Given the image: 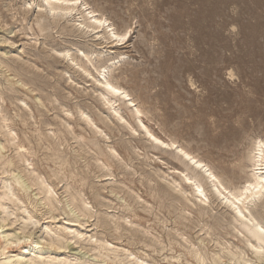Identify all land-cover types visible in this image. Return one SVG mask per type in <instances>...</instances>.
Here are the masks:
<instances>
[{
	"label": "rangeland",
	"instance_id": "374dc122",
	"mask_svg": "<svg viewBox=\"0 0 264 264\" xmlns=\"http://www.w3.org/2000/svg\"><path fill=\"white\" fill-rule=\"evenodd\" d=\"M42 2L43 0H32L31 2L30 0H0V91L2 92H0V108L2 107L0 109V130L2 131H0V144L3 145V147L0 149V168H2L0 169V178L2 177L0 179V188L4 186L2 188L4 190L0 189V196H5V198L7 199H0V204L1 202H3L1 204V208H3V210L0 208V222L3 224L2 229L0 228V241L3 240L1 241V243L2 245H5V240L10 239L9 236H11V238L13 237V240L15 238V234H17L16 236L21 239L17 246H15V244H12L10 247L8 246L9 250H14L9 252V255L16 254L19 251L16 250L19 246L27 244L33 245V251L35 252L42 251L43 255H50L51 257H55V260L63 259L64 261H61L60 264H119L118 262H121L120 264H133L134 262L135 264V260H133L134 258H132L133 255L143 261L146 259V261L150 262L151 264H207L208 262H212L210 264H233L235 262V264H239L241 263L240 261H242L243 263V261L245 262V260L246 262L243 264H251V261H253L252 264H264V246H261L259 248L253 246L251 247L250 244H255L254 240H252L249 233L243 229L240 221H236L234 219L233 210L230 211V207V209L224 208V206L226 207V205H224L223 203L219 205L220 201L216 200V195L212 191L210 183L206 179L204 180L203 177H200L202 176V173L199 170L198 172H196L197 169H195L196 171H192V167H189L190 165L188 166V169L185 168L187 167V161L183 158L181 159L179 155L176 156V152L172 151L173 149H166L167 151H165V149H162L164 150L162 151L161 148H157V146L155 147V145L153 144L150 145V141L146 136L144 137L142 129H140L138 127V124H136V118L132 115V111L135 108L133 104H136V106L142 110L143 115H141V119L143 123L147 125L148 128L152 129V132H154L157 136L164 140H175L179 144L181 143L182 146L205 161L213 169L215 174H217V176H219V178L224 182L230 180L233 185H242L250 174V167H245L241 171L236 164L238 160L235 158L240 157L242 159V163H244L245 165H249V163L244 160V157L252 144L251 142L257 139V137L264 138V0H81L79 2L81 3V6L79 5L81 8L78 6L77 9H79L74 10L76 12L72 11L73 13L71 12L68 14H62L58 12L56 13L57 15L54 13L56 17H54V15L52 16V14L46 13L48 12V8L46 6L41 7L40 4ZM36 4L39 6H37ZM41 9L42 11L40 12ZM85 10L87 12L88 10H94L95 14L98 13L97 15H103V17L106 16L105 18L108 20L107 24L111 25V27L117 30H123L125 28L129 29L131 32V37L129 38L128 42H126V44L122 43L114 45L116 42L113 41V43H110L111 40H109L104 43L105 39L103 38V36H101L102 34H104L103 29V31L101 30L100 33H96L94 31H91L90 28L84 27L82 21H84V17H86ZM78 11L80 12L78 13ZM41 13H44L45 15H43L46 16V18ZM50 15L52 16V19ZM60 15L61 17H59ZM79 15H81V17ZM38 17H40L41 19H37ZM81 18L84 19L82 20ZM55 21L59 22L56 23ZM85 21H87V19H85ZM79 22L82 24H80ZM71 25L75 28L71 27ZM63 27H65L66 30ZM71 28L72 30H69ZM101 40L103 42H101ZM106 43H108L109 45ZM63 49H66L67 53ZM89 50L93 53V55L89 57L90 62L87 61L88 58L86 60V57L84 56L85 53L83 54V52H87ZM76 53L78 54V56ZM95 54H99V56H96ZM64 55L67 56V58L63 57ZM118 56L120 58H118ZM95 58H97V61ZM75 62L80 66L76 65ZM11 63H14L18 67H15V65ZM105 64L107 65V68L111 67L112 71L106 68L104 70V76H106L107 79H113L112 81L117 82L125 90H127V92L130 94V97L134 100L133 104H130L124 98H118L117 96L106 94L104 92L103 87L100 86L101 84L99 81L104 80L103 76L101 77L100 75H102V67ZM11 66H13V69L11 68ZM113 66L115 67V69H113ZM21 68L24 70H22ZM6 69H8L9 71ZM14 69L19 73H17V71H15ZM83 70H88L87 72L89 74L87 72H84ZM13 71H15V74L13 73ZM96 72L98 75L96 74ZM109 72H111V74ZM83 73L89 76L87 77ZM35 74L38 76V78L37 76H34ZM18 79L22 81L19 82ZM21 84H24L25 86H22ZM98 85L99 87H96ZM6 86L8 87L7 89L5 88ZM46 93L47 95H45ZM99 94L105 98H101ZM106 98L117 100L115 103V108H119V111H117L118 113L115 112L116 115L113 114L114 111L112 110L110 105L104 102V99ZM53 99L55 100V102ZM18 100L22 103V105L17 102ZM54 104L55 107H52ZM75 104H77V106ZM59 105L62 108L64 107L63 109H65L66 111L61 109ZM74 109L77 112L81 111L84 114H82L81 112L77 113ZM76 113L79 115H77ZM27 114L31 115L28 117ZM80 114L84 115V122L87 123L88 119H91L93 124L101 129L103 133H94V126H92L94 128L93 129L91 128L92 124L84 123L82 117H80ZM117 114H121L122 117L127 118V121L124 120V118L123 120H120L117 117ZM11 115L12 117L14 116L15 119L12 118ZM18 115L20 116L17 117ZM67 115H69L70 117ZM77 116L79 119H81V122H79ZM4 117V120L6 122L3 120ZM11 118L13 121L9 120ZM62 119L65 122H62ZM19 121H22V124H20ZM57 121L59 123H57ZM118 121L120 122L118 123ZM43 122H45L47 125L43 124ZM28 123H32L31 125H35L31 126L30 124L28 125ZM60 123L61 125H59ZM65 123L68 125V127ZM119 124L121 126H119ZM122 124L124 125L122 126ZM64 125L66 126V128H72L73 130H64ZM23 126H25V128ZM61 127L63 128V130ZM131 127L133 128V130H131ZM37 128L39 130L36 133ZM45 129L46 131H48V133L45 131ZM9 130L10 132L13 130L11 133L12 136L15 137L14 140L11 139V136L8 132ZM5 131L6 133H4ZM31 131H34L32 132L33 134H31ZM40 131H42L43 133ZM66 131L67 133H65ZM70 131H72L71 133L73 134V141L69 138L71 137ZM90 131H92L94 135ZM131 131H136V134L132 133ZM21 133L24 135L22 136ZM56 133L59 137L55 135ZM129 133H132V136ZM49 134L50 136L48 137ZM67 134H69V136H67ZM90 134L93 136L91 137ZM37 136L38 139H36ZM51 136L53 139L50 138ZM75 136H77L76 140ZM56 137L59 138L58 141ZM62 137L65 138V141L61 140L63 139ZM67 138H69L70 140L67 141ZM3 139L5 140V142L9 141V143L4 144ZM9 139L11 140V142ZM27 139L29 143L25 141ZM21 140L24 141L23 143L26 148L28 146L27 150H17L18 148L15 144H17ZM36 141L38 144L36 143ZM54 141H57V143L60 142V145H57ZM83 143L85 146L82 147ZM100 143L102 145L104 144L103 146L107 145V149ZM46 144L47 147L44 146ZM51 144L55 145V147ZM95 144L96 146L93 147ZM58 146L61 147L59 148ZM109 147H113L115 149L117 156L109 151ZM9 148L11 149L9 150ZM77 148L79 150H77ZM66 149L68 150L66 151ZM82 149L86 150L89 153H84V150ZM103 149L108 150V153L106 154V151H104ZM58 150L63 151L60 152ZM79 152L81 154H79ZM135 152L139 155H137ZM20 153H22V155H20ZM89 154L92 155L90 156ZM145 155L147 156V158ZM39 156L43 157V159H41V157L39 158ZM111 156L113 158L116 156L114 158L115 160ZM60 159L61 162H59ZM88 159H91L90 162ZM117 159H119L118 162ZM71 160L73 161V166ZM178 160L182 164H179ZM180 160H183L184 162H181ZM119 162L121 164H124V166ZM23 163L25 167L22 165ZM101 164L103 165V168ZM86 165L87 167L84 168V166ZM118 165L122 166V169H119L121 167H118ZM82 166L83 168H81ZM100 166L101 168H99L98 170L97 168ZM48 167L51 169L50 172ZM71 167L74 168L71 170ZM77 167H80V170ZM31 168H33L34 170ZM53 169L54 171H52ZM84 169L86 172H84ZM105 169H108L109 172ZM189 170L191 171L190 173L196 174L197 176H199V178H201L203 189L206 187L204 189L206 195L205 198L209 197L205 200L207 204L205 202V204L203 202H200L195 195L194 199L193 195L189 193V191L191 192L192 190V187H190L191 185L183 182L184 180H182V175L179 177V174H181L180 171L189 173ZM106 171L109 174L106 173ZM159 171L161 172L163 177L160 175ZM104 172L107 174L106 177H104L106 175L104 174ZM56 173L58 174V176H56ZM39 174L41 175L39 176ZM54 174H56L55 177ZM83 174H87L88 176L85 175L84 177ZM141 174L146 177H143V175ZM28 175L32 182L29 179ZM18 176L19 180L24 183V187H22L15 181V177ZM113 176L115 178H113ZM165 176L168 177L166 178ZM25 177L29 179V182H27L28 180ZM32 177L34 180L32 179ZM37 177L40 178L38 179ZM148 177L151 181L150 184L147 183ZM5 180L7 181V183ZM33 182L36 183L33 185ZM40 182H43L42 185H45V183H47V185L49 186L53 185L51 187L53 193L50 196L51 198L53 197L52 202H57H53L52 206L47 205L45 201H42L44 199V194H41L40 187H42V185L40 184L39 187L38 184ZM173 182L174 184H172ZM30 183L32 184V186H29ZM10 185L12 186L11 188H9ZM55 185L56 188L54 187ZM148 185H150L151 187L153 186V188L149 187ZM177 186L179 187V190L183 188V192L182 190L179 191ZM35 187L40 190L38 191ZM7 188L9 192L6 190ZM77 188L78 190H76ZM112 188H114L115 191ZM173 188L175 190H173ZM208 188L210 189V191L208 190ZM65 189L67 190L66 192ZM109 189H111V191ZM150 189L155 190V192L151 190V193ZM80 190L81 192H79ZM177 190L180 193L177 192ZM10 191H14V200L11 199L12 195L10 194ZM206 191L209 193L207 194ZM162 192L165 193V197L163 196ZM76 193L81 194V198H78L79 194ZM132 193H134V195ZM153 193H156V196H154L155 194ZM168 193H170V195ZM181 193H184L186 195H182ZM5 194H8L10 197ZM35 194L38 196L34 197ZM68 194L70 195L67 196ZM93 194L95 195L94 198L96 199L90 197ZM192 194L194 193L192 192ZM70 196L76 197V200L78 201H80V199L84 200L85 202L87 201L86 206L89 204L87 206L88 210H92L91 216L88 215L90 216V219L88 218L87 214H83V217L82 213L78 214L80 211L76 209L74 204L79 203L78 205H80V202L76 201V203L71 204V202H69ZM169 196L174 200L172 198L169 199ZM263 196L264 194L257 199L258 201L261 199L259 202L263 204H257L258 201L255 200V202L253 201V203H250L247 208H244L242 210L243 213L245 212L244 215L247 214L246 217H250V215H253L252 217H255L256 220L260 219L259 221L264 222ZM99 197H102L101 201H98L100 200ZM177 197H179L180 199ZM104 198H106V200L109 199L110 201H106L104 200ZM9 199L10 201H8ZM92 199L96 202L94 203ZM138 199L140 200V202ZM3 200H5L7 203ZM207 200H209V203L207 202ZM17 201H20V204ZM217 201L219 202V204ZM184 203H187V205ZM121 204L123 207H121ZM201 204L202 206H200ZM103 205H105V207H102ZM185 205L189 209L185 207ZM16 206L18 208H16ZM95 206H101V208ZM4 207L6 208V212L4 211ZM56 207L58 210L55 209ZM74 207L76 210L73 209ZM201 207L204 208L202 212L200 211L202 209ZM248 208H250V211L253 209V211L250 212L252 214L249 213ZM193 209H195L196 212ZM53 210H55L54 213ZM244 210H247V212ZM96 211L98 212L96 213ZM23 212L27 214L29 212V214L32 216L31 219H27V214H24ZM47 212H50V214ZM206 212H208L209 215H207ZM179 214L180 217L183 218H180ZM199 214L201 216H199ZM203 214L204 216H202ZM103 215H107L105 216V219ZM115 215H117L118 219H120L118 220ZM54 216L56 217V219H54ZM86 217L88 220L86 219ZM100 217L102 219H100ZM106 217H108L109 219H106ZM95 218L97 219V221ZM28 220H30L31 222ZM105 220H107V222ZM112 220L114 221L112 222ZM233 220L235 221L236 225L232 224L234 223ZM99 221L101 222V227L99 225ZM115 221L117 224L115 223ZM206 221L208 222L206 223ZM28 222L30 223V225L28 224ZM128 222H130L131 225L128 224ZM194 222H198V224H195ZM24 223L27 225V228H25L26 225ZM92 223L94 225L93 227ZM102 223L105 225H109L105 226ZM191 223L192 226H194L193 228L192 226H190ZM115 225L119 227L117 228ZM183 225L184 227H182ZM111 226L113 227V229ZM126 227L127 229L125 230ZM115 228L121 233V236ZM132 228H134L135 230ZM205 228L207 229V231L205 230ZM232 228L234 229L231 230ZM63 229L66 232H63ZM70 229L71 231H74L71 232ZM136 229H138V232L136 231ZM208 229H210L209 232H212V234H209ZM202 230L205 231L203 232ZM131 231L135 233H131ZM142 231L145 232L141 233ZM239 231H241L242 233ZM243 231H245L246 234ZM20 232H22V234H25V236L20 234ZM92 232H94V234ZM174 232L176 233L173 234ZM53 233L54 235H51ZM64 233L66 235L63 237ZM116 233H118L120 238H118ZM145 233L147 234L145 235ZM5 234L7 235L5 236ZM123 234L125 235L122 236ZM186 234L190 236H187ZM208 234L211 236H209ZM1 235H3L2 237L5 236L6 238H2ZM68 235H70V238L68 237ZM112 236L116 238H114L113 240ZM57 237L60 239V242L58 241L59 246L56 245L57 243L54 244ZM88 237H92L93 239H89ZM175 237H178L177 240ZM216 237L220 240L217 239L215 241ZM153 238H156L157 242ZM204 238L206 240L208 238V241H206ZM196 239L199 240L198 243ZM61 240L62 242L64 241V243H62ZM89 240L92 241L88 242ZM95 240L98 242L96 243ZM178 240L185 241L180 242ZM77 241H81V243ZM187 241H190L189 244ZM220 241L225 243L223 244L224 247L221 246L222 242ZM28 242L30 243L28 244ZM99 242H106V247L105 245L104 248L97 247ZM175 242L178 243L175 244ZM20 243L22 244L20 245ZM150 243L153 244L151 245ZM217 243L219 245H217ZM230 243H233V245ZM81 244L83 247L81 246ZM109 245L111 248L109 247ZM194 245L195 247H193ZM60 246H64L66 249H61ZM151 246H154L157 251L154 247ZM119 247H121V249L123 248L124 251ZM203 247H205V249ZM92 248H94V252ZM108 249H113L117 252V254H119H114L113 251L110 252ZM126 249H129V251H127L133 253V255L126 258ZM194 249L198 250L200 253L202 251L203 255L206 254L203 257L205 258L204 261H207L199 263V260L193 257L192 251ZM221 249L224 252L221 251ZM24 250H29L30 252L29 254L27 251V253L24 252L26 253V257L33 253V251H31V246L28 249H21L20 251ZM106 250L108 251L105 252ZM258 250L261 251L259 252ZM46 251L48 254L44 253ZM229 251H233L232 253L235 254V257L233 255L229 257ZM239 251H241V253ZM209 252L213 253L214 255ZM142 253H144L146 256ZM226 253L228 254V256L226 255ZM258 253H260V255ZM98 254H100L99 257H97ZM121 254L124 255L122 256ZM182 254L184 257L182 256ZM220 254L222 257H219ZM238 254L241 255L237 257ZM256 254H258L259 256ZM115 255L117 256V258L115 257ZM119 255L123 257V260L124 258H126L129 263H126L127 260H120L122 259V257H120ZM94 256L96 257L94 258ZM100 256H104V258H101ZM105 256L108 261L105 259ZM147 257L149 258V260ZM109 258L110 260H112L113 258V262H110ZM230 259L231 261L228 262ZM55 260L53 262L58 263V260ZM79 260L81 261L79 262ZM115 260H117V263L114 262Z\"/></svg>",
	"mask_w": 264,
	"mask_h": 264
},
{
	"label": "bare ground",
	"instance_id": "6f19581e",
	"mask_svg": "<svg viewBox=\"0 0 264 264\" xmlns=\"http://www.w3.org/2000/svg\"><path fill=\"white\" fill-rule=\"evenodd\" d=\"M32 0H30V2H31ZM34 1V0H33ZM81 1V0H80ZM79 0H43V2L40 4V6L42 7V6H46L47 8H48V12H46V13H49V14H52V16L54 15V17H56L55 16V14L56 13H58V12H60V13H62V14H68V13H71L72 11H74L75 9H77V7L80 5L81 6V3H79L80 2ZM26 2V1H25ZM83 3V2H82ZM26 4H29V3H26ZM37 5V4H36ZM25 6H28V5H25ZM37 6H39V5H37ZM79 6V7H80ZM89 6V5H88ZM87 6V7H88ZM40 8V7H39ZM81 8V7H80ZM85 8V7H84ZM79 9V8H78ZM77 9V10H78ZM90 9V8H89ZM92 9V8H91ZM42 11V9L40 10V12ZM86 11V10H85ZM84 11V12H85ZM44 12V11H43ZM74 12H76V11H74ZM80 11H78V13H79ZM39 13V12H38ZM55 13V14H54ZM73 13V12H72ZM42 14V13H41ZM44 14V13H43ZM42 14V15H43ZM74 14H76V13H74ZM83 14V13H82ZM98 14V13H97ZM97 14H95V11L94 10H88V12L86 11V14H85V16L86 17H84L85 19H87V21H85V19L84 18H81L82 20L84 19V21H82V23H83V25H84V27H87V28H90V30L91 31H94V32H96V33H100L101 32V30L103 29L104 30V34H100L101 36H103V38L105 39V41H104V43L106 42V41H109V40H111L110 41V43H113V41L114 42H116L114 45H118V44H122V43H125L126 44V42H128V40H129V38L131 37V32H130V30L129 29H127V28H125V29H123V30H117V29H115V28H113V27H111V25H109V24H107V19L105 18V17H103V15H97ZM39 15V14H38ZM45 15V14H44ZM43 15V16H44ZM57 15V14H56ZM48 16V15H47ZM51 16V15H50ZM52 16H51V19H52ZM63 16V15H62ZM68 16V15H67ZM78 16V15H77ZM80 17H81V15H79ZM45 18H46V16H44ZM59 17H61V15L59 16ZM64 17V16H63ZM40 17H38L37 19H39ZM43 18V17H42ZM48 18V17H47ZM57 18H58V16H57ZM56 18V19H57ZM41 19V18H40ZM60 19V18H59ZM58 19V20H59ZM63 19V18H62ZM79 19V18H78ZM77 19V20H78ZM70 20V19H69ZM71 21V20H70ZM75 21V20H74ZM56 22V21H55ZM59 22V21H58ZM58 22H56V23H58ZM38 23H39V21H38ZM71 23H74V22H71ZM80 23V22H79ZM82 23H80V24H82ZM79 24V25H80ZM54 25H56V24H54ZM42 26V25H41ZM77 26V25H76ZM82 26V25H81ZM71 27H73L72 25H71ZM43 28V27H42ZM41 28V29H42ZM55 28V27H54ZM64 29H65V27H63ZM73 28H75V27H73ZM83 28V27H82ZM40 29V30H41ZM63 29V30H64ZM45 30V29H44ZM43 30V31H44ZM66 30V29H65ZM69 30H72V28L71 29H69ZM74 30V29H73ZM77 30V29H76ZM85 30V29H84ZM89 30V29H88ZM102 30V31H103ZM42 31V32H43ZM62 31V30H61ZM78 31V30H77ZM40 32V31H39ZM87 32V31H86ZM93 33V32H92ZM95 33V34H96ZM87 34V33H86ZM85 34V35H86ZM88 35V34H87ZM97 36V35H96ZM99 36V35H98ZM100 37V36H99ZM124 37H126V38H124ZM101 42H103L102 40H101ZM98 43V42H97ZM106 44H108V43H106ZM96 45V44H95ZM109 45V44H108ZM118 47V46H117ZM90 48H91V46H90ZM52 49V48H51ZM64 50V49H63ZM88 50V49H87ZM92 50H93V48H92ZM96 50V49H95ZM101 50V49H100ZM99 50V51H100ZM56 51V50H55ZM58 51V50H57ZM65 52H66V49L64 50ZM64 51H62V52H64ZM69 51V50H68ZM71 52V51H70ZM75 52V51H74ZM76 52H77V48H76ZM82 52V51H81ZM87 52H90V50L89 51H87ZM87 52H83V54H84V56L86 57V60H87V58H88V60L87 61H89L90 62V56H92L93 55V53L92 52H90V53H87ZM106 52V51H105ZM113 52V51H112ZM57 53V52H56ZM61 53V52H60ZM60 53H58V54H60ZM67 53V52H66ZM78 53H79V51H78ZM97 53V52H96ZM99 53V52H98ZM102 53H104V52H102ZM70 54V53H69ZM68 54V55H69ZM72 54V53H71ZM77 54V53H76ZM116 54V53H115ZM118 54V53H117ZM62 55V54H61ZM67 55V54H66ZM96 55V54H95ZM101 55H103V54H101ZM77 56H78V54H77ZM96 56H99V54H97ZM116 56V55H115ZM63 57H66L67 58V56H63ZM69 58V57H68ZM79 58V57H78ZM98 58V57H97ZM97 58H95L96 59V61H97ZM104 58V57H103ZM118 58H120L119 56H118ZM117 58V59H118ZM76 59V58H75ZM94 59V58H93ZM73 60V59H72ZM116 60V59H115ZM121 60V59H120ZM1 61V60H0ZM82 61V60H81ZM92 61V60H91ZM112 61V60H111ZM111 61H110V63H111ZM12 62H14V61H12ZM109 62V61H108ZM113 62V61H112ZM78 63H79V60H78ZM92 63V62H91ZM95 63V62H94ZM9 64V63H8ZM11 64H13V65H15L14 63H11ZM75 64H76V62H75ZM101 64H104V63H101ZM117 64V63H116ZM1 65V64H0ZM70 65H71V63H70ZM76 65H78V64H76ZM85 65V64H84ZM3 66V65H2ZM73 66V65H72ZM78 66H80V65H78ZM107 65L105 64L102 68H103V72L102 71H100V72H102V75H100L101 77L103 76V78H104V80L103 81H99L100 82V86H102L103 87V90H104V92L106 93V94H111V95H114V96H117L118 98H124V99H126L130 104H133V99L130 97V94L127 92V90H125L121 85H119L117 82H114V81H112V80H110V79H107L106 78V76H104L105 74H104V70L107 68L106 67ZM109 66V65H108ZM4 67V66H3ZM13 66H11V68H12ZM15 67H18V66H16L15 65ZM19 67H20V65H19ZM75 67V66H74ZM86 67V66H85ZM93 67V66H92ZM114 67V66H113ZM7 68V67H6ZM36 68H38V67H36ZM99 68H101V67H99ZM110 68V69H109ZM109 68H107L108 70H111L112 71V69H111V67H109ZM13 69V68H12ZM17 69H20V68H17ZM22 69V68H21ZM93 69V68H92ZM96 69H98V68H96ZM113 69H115V67L113 68ZM1 70V69H0ZM6 70H8V69H6ZM15 70V69H14ZM22 70H24V69H22ZM22 70H21V72H22ZM26 70V69H25ZM74 70V69H73ZM76 70H79V69H76ZM9 71V70H8ZM15 71H17V70H15ZM15 71H13V73L15 72ZM20 71V70H19ZM84 72H87L88 70H83ZM96 71V70H95ZM94 71V72H95ZM26 72V71H25ZM67 72V71H66ZM17 73H19L18 71H17ZM27 73H28V71H27ZM88 73V72H87ZM91 73V72H90ZM99 73V72H98ZM106 73H108V72H106ZM110 74H111V72H109ZM15 74V73H14ZM84 74V73H83ZM89 74V73H88ZM96 74H97V72H96ZM101 74V73H100ZM84 75H86L87 76V74H84ZM98 75V74H97ZM108 75V74H107ZM12 76H15V75H12ZM23 76V75H22ZM34 76H37L36 74L34 75ZM89 76V75H88ZM87 76V77H88ZM110 76V75H109ZM11 77V76H10ZM92 77V76H91ZM16 78H17V76H16ZM37 78H38V76H37ZM114 78V77H113ZM26 79V78H25ZM27 79H30V78H27ZM31 79H34V78H31ZM91 79V78H90ZM17 80V79H16ZM19 80V79H18ZM93 80V79H92ZM95 80H96V78H95ZM20 81H22V80H19V82ZM97 81H98V78H97ZM34 82V81H33ZM93 82V81H92ZM98 82V83H99ZM0 83H1V81H0ZM23 83V82H22ZM95 83V82H94ZM93 83V84H94ZM25 84V83H24ZM23 84V85H24ZM29 84V83H28ZM35 84V83H34ZM36 84H37V81H36ZM97 84V83H96ZM3 85V84H2ZM22 85V84H21ZM22 85V86H23ZM1 86V85H0ZM25 86V85H24ZM53 87V86H52ZM96 87H99V85L98 86H96ZM6 89L8 88L7 86L5 87ZM38 88H40V87H38ZM14 89H16V88H14ZM0 90H1V88H0ZM10 90V89H9ZM29 90V89H28ZM31 90H32V88H31ZM34 91V90H33ZM1 92V91H0ZM31 92V91H30ZM42 92V91H41ZM103 92V93H104ZM2 93V92H1ZM98 93H100V92H98ZM104 93V94H105ZM97 94V93H96ZM45 95H47V93L45 94ZM48 96H49V94H48ZM99 96H101V98L103 97L102 95H100L99 94ZM36 97V96H35ZM55 97V96H54ZM53 98V97H52ZM103 98H105V97H103ZM116 98V97H115ZM5 99H7V98H5ZM18 99V98H17ZM58 99V98H57ZM54 100V99H53ZM105 101L104 102H106V104H109L110 105V107L112 108V110L114 111V115H116L115 114V112L116 113H118L117 111H119L117 108H115L116 106H115V103H116V101L117 100H112V99H108V98H106V99H104ZM44 101V100H43ZM119 101V100H118ZM17 102H19L21 105H22V103L18 100ZM16 102V103H17ZM45 102V101H44ZM54 102H55V100H54ZM53 102V103H54ZM58 102H59V100H58ZM104 102H102V103H104ZM40 103V102H39ZM136 103V102H135ZM11 104H13V103H11ZM25 104V103H24ZM43 104V103H42ZM105 104V105H106ZM128 104V103H127ZM76 106H77V104H75ZM108 105V106H109ZM139 105V104H138ZM13 106V105H12ZM37 106V105H36ZM60 106V105H59ZM132 106V105H131ZM133 106H135V108L133 109V111H132V115L136 118V121H137V123L136 124H138V127L140 128V129H142V131H143V135H144V137L146 136L147 137V139L150 141V145H155V147L157 146V148L159 147V148H161V150L162 149H165V151H167L166 149H173L172 151H175L176 152V156L177 155H179L180 157H181V159L183 158L184 160H186L187 161V167H185V168H187L188 169V166L189 167H192V171H194L195 169H197V171L196 172H198V170L202 173L201 175L202 176H200V177H203L204 178V180L206 179L209 183H210V186H211V188H212V191L215 193V195H216V200H219L220 201V204H219V202H218V204L219 205H221V203H223L224 205H226V207L224 206V208H231V210L230 211H232L233 210V213H234V219L236 220V221H240V224H241V226L243 227V229L246 231V232H248L249 233V235H250V237L252 238V240H254V242H255V244L254 245H252V244H250L251 245V247L253 246V247H256V248H259V247H261V246H264V231H262V229H264V222H262V221H259V220H256V218L254 219L252 216L253 215H250V217L249 216H247L246 217V215H244L245 214V212L243 213V209L244 208H247V206H249V204L250 203H253V201L255 202V200H257L261 195H263L264 193V138H258L257 136V139H255L253 142H251L252 144H251V146H250V148L248 149V151H247V153H246V155H245V157H244V160L246 161V162H248L249 163V165H245L244 163H242V159L240 158V157H236L235 159H237L238 161H237V166L239 167V169L242 171L245 167L247 168L248 166L250 167V170H249V172H250V174L248 175V178L243 182V184L242 185H240V186H236V185H233L232 184V182L229 180V181H226V182H224L222 179H220L219 178V176H217V174H215V172L213 171V169L205 162V161H203L200 157H198L197 155H195L194 153H192L190 150H188L187 148H185L184 146H182L181 145V143L179 144L178 142H176L175 140H164V139H162V138H160L159 136H157L154 132H152V129H150V128H148V126L147 125H145L144 123H143V121H142V119H141V115H143L142 114V110L139 108V107H137L136 106V104H133ZM16 107H17V105H16ZM26 107V106H25ZM44 107V106H43ZM52 107H55V104L52 106ZM61 107V106H60ZM72 107H74V106H72ZM79 107V106H78ZM82 107V106H81ZM2 108V107H1ZM0 108V109H1ZM15 108V107H14ZM64 108V107H63ZM62 107H61V109H63ZM77 108V107H76ZM23 109V108H22ZM25 109V108H24ZM36 109V108H35ZM39 109V108H38ZM51 109V108H50ZM57 109V108H56ZM117 109V110H116ZM28 110V109H27ZM63 110H65V109H63ZM75 110V109H74ZM26 111V110H25ZM66 111V110H65ZM68 111V110H67ZM76 111V110H75ZM15 112V111H14ZM13 112V113H14ZM42 112V111H41ZM40 112V113H41ZM63 112V111H62ZM70 112V111H69ZM77 112V111H76ZM81 111H78L77 113H80ZM112 112V111H111ZM110 112V113H111ZM4 113V112H3ZM28 113V112H27ZM76 113V114H77ZM82 114H84L83 112H81ZM122 113V112H121ZM5 114V113H4ZM67 114H68V112H67ZM75 114V113H74ZM82 114H80V117H82V120L85 118H83V116L84 115H82ZM28 115V117L31 115H29V114H27ZM39 115V114H38ZM77 115H79V114H77ZM87 115V114H86ZM118 116V118L120 119V120H123V118L124 117H122L121 116V114L119 115V114H117ZM124 115V114H123ZM20 115H18L17 117H19ZM24 116V115H23ZM40 116H41V114H40ZM67 116H69V115H67ZM88 116V115H87ZM146 116V115H145ZM11 117H12V115H11ZM16 117V118H17ZM25 117V116H24ZM70 117V116H69ZM97 117H99V116H97ZM12 118H14V116L12 117ZM12 118L11 119H9L10 121H13L12 120ZM61 118V117H60ZM77 118H78V116H77ZM87 118V117H86ZM1 119V118H0ZM5 119V117L3 118V120ZM15 119V118H14ZM23 119V118H22ZM79 119V118H78ZM88 119V118H87ZM101 119V118H100ZM119 119H117V120H119ZM127 118H124V120H126ZM20 120V119H19ZM26 120V119H25ZM30 120H33V119H30ZM63 120V119H62ZM81 119H79V122H81L80 121ZM99 120V119H98ZM1 121V120H0ZM5 121V120H4ZM43 121V120H42ZM78 121V120H77ZM76 121V122H77ZM85 121H87V120H85ZM127 121V120H126ZM6 122V121H5ZM20 122V121H19ZM22 122V121H21ZM20 122V124H22ZM33 122V121H32ZM39 122V121H38ZM62 122H65L64 120L62 121ZM83 122H84V120H83ZM98 122V121H97ZM120 121H118V123H119ZM123 122V121H122ZM125 122V121H124ZM134 122H135V120H134ZM2 123V122H1ZM8 123V122H7ZM57 123H59L58 121H57ZM84 123H86V122H84ZM101 123V122H100ZM103 123H104V121H103ZM5 124V123H4ZM13 124V123H12ZM24 124V123H23ZM30 123H28V125H29ZM32 124V123H31ZM30 124V125H31ZM43 124H46L45 122H43ZM43 124H42V126H43ZM63 124V123H62ZM66 124V123H65ZM86 124H92L91 125V128H93L92 126H94V128H95V130L93 131L94 133H97V134H102L103 132H102V130L101 129H99L97 126H95L94 124H93V122L91 121V119H88V121H87V123ZM121 124V123H120ZM119 124V126H121ZM129 124V123H128ZM6 125V124H5ZM33 125H35V124H33ZM33 125H31V126H33ZM41 125V124H40ZM47 125V124H46ZM52 125V124H51ZM59 125H61V123L59 124ZM85 125V124H84ZM107 125V124H106ZM124 124H122V126H123ZM0 126H1V124H0ZM4 126V125H3ZM20 126H22V125H20ZM66 126L68 127V125L66 124ZM66 126L64 125V130H68V129H70V130H73L72 128H66ZM77 126V125H76ZM86 126V125H85ZM90 126V125H89ZM125 126H127V125H125ZM130 126V125H129ZM24 128H25V126H23ZM22 127V128H23ZM29 127V126H28ZM38 127V126H37ZM48 127H49V125H48ZM58 127H60V126H58ZM7 128V127H6ZM54 128V127H53ZM62 128V127H61ZM63 128H62V130H63ZM90 128V127H89ZM93 128V129H94ZM110 128V127H109ZM4 129H5V127H4ZM3 129V130H4ZM49 129V128H48ZM136 129H138V128H136ZM8 130V129H7ZM11 130V129H10ZM10 130L8 131L9 132V134H10V136H11V139H13L14 140V136H12V131L10 132ZM28 130V129H27ZM26 130V131H27ZM38 128H37V131H36V133L38 132ZM42 130V129H41ZM50 130V129H49ZM82 130H83V128H82ZM88 130H90V129H88ZM92 130V129H91ZM131 130H133V128L131 127ZM1 131V130H0ZM30 131V130H29ZM45 131H46V129H45ZM44 131V132H45ZM54 131H56V130H54ZM60 131V130H59ZM59 131H58V133H59ZM130 131V130H129ZM138 131V130H137ZM2 132V131H1ZM7 132V133H8ZM21 132H23V131H21ZM32 132H34V131H31V134H33ZM40 132H42V131H40ZM47 133H48V131H46ZM51 132V131H50ZM69 132V131H68ZM72 131H70V133H71ZM85 132V131H84ZM90 132H92V131H90ZM92 132V133H93ZM132 132V131H131ZM136 132V131H135ZM135 132H132V133H135ZM4 133H6V131L4 132ZM14 133V132H13ZM19 133H20V131H19ZM29 133V132H28ZM43 133V132H42ZM54 133V132H53ZM52 133V134H53ZM64 133V132H63ZM65 133H67V131L65 132ZM86 133V132H85ZM94 133H93V135H94ZM131 133V134H132ZM22 134V133H21ZM45 134V133H44ZM87 134V133H86ZM111 134V133H110ZM130 134V133H129ZM130 134V135H131ZM136 134V133H135ZM140 134V133H139ZM4 135V134H3ZM24 134H22V136H23ZM55 135H57V133L55 134ZM65 135V134H64ZM72 133H71V137H69L71 140L73 139L72 138ZM75 135V134H74ZM91 135V134H90ZM93 135H91V137L93 136ZM142 135V134H141ZM38 136H39V134H38ZM38 136H37V138L36 139H38ZM42 136H43V134H42ZM50 136V134L48 135V137ZM58 136V135H57ZM67 136H69V134H67ZM80 136V135H79ZM82 136V135H81ZM88 136V135H87ZM100 136V135H99ZM99 136H98V138H99ZM101 136H103V135H101ZM132 136V135H131ZM134 136V135H133ZM259 136V135H258ZM5 137V136H4ZM31 137H32V135H31ZM45 137V136H44ZM46 137H47V135H46ZM59 137V136H58ZM61 137V136H60ZM41 138V137H40ZM50 138H52V136L50 137ZM57 138V137H56ZM63 138V137H62ZM69 138H67V141L68 140H70ZM76 138H77V136H75V140H76ZM94 138H95V136H94ZM106 138V137H105ZM255 138V137H254ZM23 139V138H22ZM53 139V138H52ZM52 139H50V140H52ZM64 139V140H63ZM63 139H61L62 141H65V138H63ZM2 140V139H1ZM4 140V139H3ZM10 140V139H9ZM20 140V139H19ZM45 140H47V139H45ZM59 140V138H57V141ZM145 140V139H144ZM25 141H27V143H29L28 142V139L27 140H25ZM57 141H54V142H56V144L57 145H60V142H58L57 143ZM73 141V140H72ZM93 141V140H92ZM101 141V140H100ZM104 141V140H103ZM148 141V142H149ZM252 141V140H251ZM4 142V144H6V143H9V141L8 142H5V140L3 141ZM10 142H11V140H10ZM13 142V141H12ZM24 141H19L17 144H15V143H13V144H15L16 145V147L18 148L17 150H27V148H28V146H27V148L25 147V145H24V143H23ZM39 142V141H38ZM50 142V141H49ZM94 142V141H93ZM96 142V141H95ZM146 142V141H145ZM35 143V142H34ZM36 143H37V141H36ZM51 143V142H50ZM49 143V144H50ZM63 143V142H62ZM65 143V142H64ZM67 143V142H66ZM70 143V142H69ZM97 143H99V142H97ZM117 143V142H116ZM119 143V142H118ZM124 143V142H123ZM147 143V142H146ZM38 144V143H37ZM36 144V145H37ZM78 144V143H77ZM90 144V143H89ZM101 144V143H100ZM99 144V145H100ZM10 145H12V144H10ZM14 145V146H15ZM30 145H31V143H30ZM33 145V144H32ZM43 145V144H42ZM51 145H53V144H51ZM82 145V144H81ZM102 145V144H101ZM104 145V144H103ZM102 145V146H103ZM108 145H110V144H108ZM149 145V144H148ZM44 146H46L47 147V144L46 145H44ZM43 146V147H44ZM49 146V145H48ZM54 147H55V145H53ZM61 146H62V144H61ZM60 146V147H61ZM65 146V145H64ZM63 146V147H64ZM71 146V145H70ZM78 146V145H77ZM83 146H85L84 145V143H83V145H82V147ZM96 146V144L93 146V147H95ZM98 146V145H97ZM107 146V145H106ZM106 146H103V147H105L106 148ZM118 146V145H117ZM126 146H127V144H126ZM144 146V145H143ZM146 146V145H145ZM3 147V145L2 144H0V149ZM11 147V146H10ZM32 147V146H31ZM42 147V146H41ZM59 147V146H58ZM59 147V148H60ZM66 147H68V146H66ZM87 147V146H86ZM108 147V146H107ZM154 147V146H153ZM45 148V147H44ZM53 148V147H52ZM59 148H57V149H59ZM71 148V147H70ZM127 148H128V146H127ZM144 148V147H143ZM146 148V147H145ZM5 149V148H4ZM8 149V148H7ZM11 148H9V150H10ZM13 149V148H12ZM39 149V148H38ZM42 149V148H41ZM47 149H49V148H47ZM55 149V148H54ZM53 149V150H54ZM56 149V150H57ZM63 149V148H62ZM65 149V148H64ZM75 149V148H74ZM107 149V148H106ZM104 150V151H106L105 153L107 154L108 153V150ZM147 149H148V147H147ZM146 149V150H147ZM31 150V149H30ZM68 149H66V151H67ZM77 150H79L78 148H77ZM82 150H84V149H82ZM82 150H80V151H82ZM86 150H87V148H86ZM86 150H84V153H86L87 151ZM100 150V149H99ZM152 150H155V149H152ZM35 151V150H34ZM48 151V150H47ZM46 151V152H47ZM58 151H60V152H62L63 150H58ZM58 151H56V152H58ZM76 151V150H75ZM97 151V150H96ZM101 151V150H100ZM100 151H98V152H100ZM109 151H111L113 154H115L116 156H117V153H116V151H115V149L113 148V147H109ZM133 151V150H132ZM134 151H136V150H134ZM139 151V150H138ZM162 151H164V150H162ZM168 151H170V150H168ZM13 152V151H12ZM11 152V153H12ZM65 152V151H64ZM77 152V151H76ZM90 152H91V150H90ZM148 152V151H147ZM87 153H89V152H87ZM86 153V154H87ZM136 153V152H135ZM145 153V152H144ZM170 153V152H169ZM19 154V153H18ZM69 154V153H68ZM79 154H81L80 152H79ZM93 154V153H92ZM91 154V155H92ZM101 154V153H100ZM137 154V153H136ZM149 154V153H148ZM172 154V153H171ZM15 155V154H14ZM20 155H22V153H20ZM67 155V154H66ZM90 155V154H89ZM90 155V156H91ZM108 155H110V154H108ZM137 155H139V154H137ZM154 155V154H153ZM12 156V155H11ZM34 156V155H33ZM48 156V155H47ZM74 156V155H73ZM113 156V155H112ZM111 156V157H112ZM115 156V157H116ZM146 156V155H145ZM145 156H143V157H145ZM166 156H168V155H166ZM21 157H23V156H21ZM41 156H39V158H40ZM49 157V156H48ZM83 157H84V155H83ZM93 157V156H92ZM95 157V156H94ZM107 157H109V156H107ZM110 157V158H111ZM114 157V158H115ZM169 157H170V155H169ZM172 157V156H171ZM17 158H18V155H17ZM61 158H63V157H61ZM66 158V157H65ZM88 158V157H87ZM91 158V157H90ZM113 158V157H112ZM113 158V159H114ZM146 158H147V156H146ZM173 158V157H172ZM23 159V158H22ZM41 159H43V157H41ZM58 159V158H57ZM71 159V158H70ZM74 159H76V158H74ZM83 159H85V158H83ZM96 159V158H95ZM94 159V160H95ZM132 159V158H131ZM162 159V158H161ZM6 160V159H5ZM46 160V159H45ZM89 160V159H88ZM91 160V159H90ZM90 160H89V162H90ZM115 160V159H114ZM118 160L119 159H117V162H118ZM157 160V159H156ZM163 160V159H162ZM175 160H177V159H175ZM25 161V160H24ZM43 161V160H42ZM48 161V160H47ZM64 161H65V159H64ZM72 161V160H71ZM70 161V162H71ZM79 161V160H78ZM96 161V160H95ZM128 161H130V160H128ZM181 162H184L183 160H180ZM3 162H5V161H3ZM17 162H19V161H17ZM33 162V161H32ZM46 162V161H45ZM59 162H61V159H60V161ZM69 162V163H70ZM76 162V161H75ZM88 162V163H89ZM97 162V161H96ZM178 162H179V160H178ZM35 163H38V162H35ZM93 163V162H92ZM120 163V162H119ZM118 163V164H119ZM121 163H122V161H121ZM120 163V164H121ZM167 163H169V162H167ZM3 164V163H2ZM51 164V163H50ZM94 164H96V163H94ZM93 164V165H94ZM114 164V163H113ZM179 164H182V163H180L179 162ZM23 166H24V163L22 164ZM28 165V164H27ZM37 165V164H36ZM35 165V166H36ZM44 165V164H43ZM58 165V164H57ZM71 165V164H70ZM75 165V164H74ZM99 165V164H98ZM98 165H96V166H98ZM117 165V164H116ZM121 165H123L124 166V164H121ZM183 165H184V163H183ZM45 166V165H44ZM54 166V165H53ZM69 166V165H68ZM72 166H73V161H72ZM101 166H102V168H103V165L101 164ZM101 166L100 167H98L97 169L99 170V168H101ZM17 167V166H16ZM19 167V166H18ZM22 167V166H21ZM25 167V166H24ZM47 167V166H46ZM70 167V166H69ZM85 167H87V165L86 166H84V168ZM116 167V166H115ZM118 167H121V168H119V169H122V166H120V165H118ZM125 167H126V165H125ZM184 167V166H183ZM49 168V167H48ZM74 167H71L70 169L72 170ZM78 168V167H77ZM81 168H83V166L81 167ZM0 169H2V168H0ZM18 169V168H17ZM21 169V168H20ZM31 169H33V168H31ZM66 169V168H65ZM79 170H80V167L78 168ZM118 169V168H117ZM124 169V168H123ZM126 169V168H125ZM190 169V168H189ZM6 170V169H5ZM25 170V169H24ZM34 170V169H33ZM50 168H49V172H50ZM75 170H76V168H75ZM75 170H74V172H75ZM78 170V171H79ZM103 170V169H102ZM105 170H107L108 171V169H105ZM171 170V169H170ZM181 170V169H180ZM186 170V169H185ZM185 170H183V171H185ZM248 170V169H247ZM2 171V170H1ZM11 171V170H10ZM10 171H8V172H10ZM19 171V170H18ZM22 171V170H21ZM37 171V170H36ZM52 171H54V169L52 170ZM59 171V170H58ZM106 171V173H108ZM158 171V170H157ZM175 171V170H174ZM183 171H180V173L181 174H179V177L182 175V180H184L183 182H186V183H188V185H191L190 187H192V190H191V192L189 191V193L191 194V195H193V198L196 196L198 199H199V201L200 202H205V200H206V198H209V197H206L205 198V191H204V189L206 188H204L203 189V185L201 184L202 182H201V178H199V176H197L196 174H192V173H190L191 171L189 170V173H186V172H183ZM188 171V170H187ZM12 172V171H11ZM25 172V171H24ZM38 172V171H37ZM60 172V171H59ZM58 172V173H59ZM76 172H77V170H76ZM83 172V171H82ZM84 172H86L85 171V169H84ZM160 172V171H159ZM170 172H173V171H170ZM200 172H199V174H200ZM14 173V172H13ZM28 173V172H27ZM61 173V172H60ZM80 173H81V171H80ZM105 172H104V174H106ZM111 173V172H110ZM155 173V172H154ZM158 173V172H157ZM243 173V172H242ZM5 174V173H4ZM6 174H7V172H6ZM10 174V173H9ZM22 174V173H21ZM31 174V173H30ZM57 174V173H56ZM56 174H54V177H55V175ZM71 174V173H70ZM104 174H103V176H104ZM109 174V173H108ZM144 174V173H143ZM143 174H141V175H143ZM147 174H149V173H147ZM159 174V173H158ZM164 174V173H163ZM177 174V173H176ZM198 174V173H197ZM198 174V175H199ZM11 175V174H10ZM25 175H27V174H25ZM41 174H39V176H40ZM61 175V174H60ZM59 175V176H60ZM63 175V174H62ZM84 175V174H83ZM85 175H87V174H85ZM85 175H84V177H85ZM111 175V174H110ZM152 175V174H151ZM155 175V174H154ZM160 175L163 177V175L161 174V172H160ZM166 175V174H165ZM13 176V175H12ZM56 176H58V174L56 175ZM88 176V175H87ZM107 176V174L104 176V177H106ZM109 176V175H108ZM112 176V175H111ZM156 176H157V174H156ZM5 177V176H4ZM27 177V176H26ZM25 177V178H26ZM28 177H29V175H28ZM64 177V176H63ZM143 177H146V176H144L143 175ZM153 177H155V176H153ZM160 177V176H159ZM161 177V178H162ZM166 177V176H165ZM168 177V176H167ZM166 177V178H167ZM2 178V177H1ZM0 178V179H1ZM38 178V177H37ZM40 178V177H39ZM38 178V179H39ZM42 178V177H41ZM109 178V177H108ZM113 178H115L114 176H113ZM151 178V177H150ZM165 178V179H166ZM3 179H5V178H3ZM27 179V178H26ZM29 179H30V177H29ZM29 179H27L26 181L27 182H29ZM32 179H33V177H32ZM54 179V178H53ZM110 179V178H109ZM147 179V178H146ZM163 179V178H162ZM175 179V178H174ZM31 180V179H30ZM34 180V179H33ZM59 180V179H58ZM82 180V179H81ZM143 180V179H142ZM148 181H147V183H149L150 184V180H149V177H148V179H147ZM172 180V179H171ZM171 180H170V183H171ZM3 181V180H2ZM2 181H1V183H2ZM6 181V180H5ZM15 181L17 182V183H19L22 187H24V183H22L20 180H19V176L18 177H15ZM42 181V180H41ZM167 181V180H166ZM31 182H32V180H31ZM38 182H39V180H38ZM44 182V181H43ZM43 182H40V183H38L39 184V187H40V184L42 185L43 184ZM54 182V181H53ZM58 182V181H57ZM60 182H61V180H60ZM60 182H59V184H60ZM64 182V181H63ZM62 182V183H63ZM67 182V181H66ZM80 182V181H79ZM144 182V181H143ZM145 182H146V180H145ZM175 182V181H174ZM174 182L172 183V184H174ZM178 182V181H177ZM6 183H7V181H6ZM36 183V182H35ZM34 182H33V185L35 184ZM52 183V182H51ZM146 183V184H147ZM207 183V182H206ZM3 184H4V182H3ZM29 184V183H28ZM49 184V183H48ZM53 184V183H52ZM141 184V183H140ZM145 184V185H146ZM176 184H179V183H176ZM175 184V185H176ZM58 185V184H57ZM67 185V184H66ZM85 185V184H84ZM83 185V186H84ZM144 185V186H145ZM170 185V184H169ZM206 185H208V184H206ZM205 185V186H206ZM6 186V185H5ZM29 186H32V184L30 183V185ZM53 186V185H52ZM52 186H49V185H47V183H45V185H42V187H40L41 188V194H44V199L42 200V201H45V203L47 204V205H51L52 206V203L53 202H55V201H53L52 202V198H51V194L53 193V190H52ZM68 186H69V184H68ZM82 186V187H83ZM112 186V185H111ZM149 187H151L150 185H148ZM209 186V187H210ZM4 187V186H3ZM2 187V188H3ZM12 186L10 185V187L9 188H11ZM55 188H56V185L54 186ZM53 187V188H54ZM70 187H71V185H70ZM95 187V186H94ZM93 187V188H94ZM104 187V186H103ZM102 187V188H103ZM113 187V186H112ZM165 187V186H164ZM170 187V186H169ZM172 187H173V185H172ZM171 187V188H172ZM174 187H176V186H174ZM178 187V186H177ZM2 188H0V189H2ZM32 188V187H31ZM38 191L40 190V189H38L37 187H35ZM62 188V187H61ZM64 188V187H63ZM84 188V187H83ZM92 188V189H93ZM151 188H153V186L151 187ZM166 188V187H165ZM181 188V187H180ZM188 188V187H187ZM27 189V188H26ZM97 189V188H96ZM114 191H115V189L114 188H112ZM155 189V188H154ZM159 189H162V188H159ZM2 190H4V189H2ZM7 191H8V188L6 189ZM74 190V189H73ZM76 190H78V188L76 189ZM88 190V189H87ZM110 191H111V189H109ZM152 189H150V191H151ZM173 190H175L174 188H173ZM178 190H179V187H178ZM177 190V192H179V191H181L182 190V192H183V188L182 189H180L179 191ZM207 190V189H206ZM208 190L210 191V189L208 188ZM15 191V190H14ZM13 191V192H14ZM57 191V190H56ZM67 190L65 189V192H66ZM98 191V190H97ZM122 191V190H121ZM152 191H154L155 192V190H152ZM152 191H151V193H152ZM156 191H157V188H156ZM162 191V190H161ZM161 191H160V193H161ZM167 191H169V190H167ZM184 191H185V189H184ZM211 191V192H212ZM4 192V191H3ZM9 192V191H8ZM8 192H6V193H8ZM12 191H10V194L12 195V200H14L13 199V193ZM32 192H33V190H32ZM63 192V191H62ZM79 192H81V190L79 191ZM91 192V191H90ZM118 192V191H117ZM119 192H120V190H119ZM131 192V191H130ZM165 192H166V190H165ZM192 192L194 193V194H192ZM207 192V191H206ZM210 192V193H211ZM38 193V192H37ZM148 193V192H147ZM150 193V194H151ZM163 193V192H162ZM180 193V192H179ZM187 193V192H186ZM209 192H207V194H208ZM0 194H1V192H0ZM3 194V193H2ZM67 194V193H66ZM76 194H79V193H76ZM84 194V193H83ZM96 194V193H95ZM113 194V193H112ZM116 194H118V193H116ZM133 195H134V193H132ZM131 194V195H132ZM153 194H155L154 196H156V193H153ZM159 194V193H158ZM165 193H163V196L165 197V195H164ZM169 195H170V193H168ZM182 194V193H181ZM181 194H179V195H181ZM188 194V193H187ZM189 194V195H190ZM5 195H7V196H9L8 194H5ZM40 195V194H39ZM70 194H68L67 196H69ZM80 195L81 194H79V196H78V198L80 197ZM94 195V194H93ZM90 196L91 198L93 197H95V195L94 196ZM97 195V194H96ZM162 195V194H161ZM182 195H186V194H182ZM195 195V196H194ZM6 196V197H7ZM35 196H38V195H34V197ZM53 196H54V194H53ZM60 196H61V193H60ZM159 196V195H158ZM208 196V195H207ZM213 196V195H212ZM1 197V196H0ZM10 197V196H9ZM15 197V196H14ZM129 197V196H128ZM134 197V196H133ZM136 197H137V195H136ZM152 197V196H151ZM162 197V196H161ZM166 197H167V194H166ZM174 197V196H173ZM183 197V196H182ZM188 197V196H187ZM264 197V196H263ZM2 198H5V196H2L0 199H2ZM56 198V197H55ZM81 198V197H80ZM84 198V197H83ZM100 198V197H99ZM102 198V197H101ZM101 198H100V200H98V201H101ZM127 198V197H126ZM125 198V199H126ZM130 198V197H129ZM154 198H156V197H154ZM172 198V197H171ZM170 198V196H169V199H171ZM177 198H179V197H177ZM196 198V199H197ZM262 198V197H261ZM6 199V198H5ZM16 199H17V197H16ZM15 199V200H16ZM63 199V198H62ZM68 199V198H67ZM70 201L69 202H71V204L72 203H76V201H78V200H76L77 198L76 197H74V196H70ZM94 199H96V198H94ZM98 199V198H97ZM164 199V198H163ZM173 199V198H172ZM180 199V198H179ZM178 199V200H179ZM184 199V198H183ZM188 199V198H187ZM195 199V198H194ZM7 200V199H6ZM19 200V199H18ZM53 200H55V199H53ZM87 200V199H86ZM93 200V199H92ZM91 200V201H92ZM104 200H106V198H104ZM109 200V199H108ZM108 200H106V201H108ZM121 200V199H120ZM134 200V199H133ZM139 200V199H138ZM160 200V199H159ZM165 200V199H164ZM174 200V199H173ZM261 200V199H260ZM259 200V201H260ZM3 201H5V200H3ZM8 201H10V199L8 200ZM90 201V202H91ZM94 201V203L96 202L95 200H93ZM110 201V200H109ZM128 201H129V199H128ZM135 201V200H134ZM133 201V202H134ZM166 201V200H165ZM258 201V200H257ZM257 202V204L258 203H261V202ZM262 201H263V199H262ZM6 202V201H5ZM11 202H13V201H11ZM17 202H19V204H20V201H17ZM57 202V201H56ZM55 202V203H56ZM59 202V201H58ZM78 202H80V205H78L79 203H76V204H74L75 205V207H76V209L77 210H79L80 212L78 213V214H80V213H82V217L85 215V214H87V216L88 215H90L91 216V211H89L88 210V208H87V206L89 205H87L86 206V202L84 201V200H82V199H80V201H78ZM122 202V201H121ZM132 202V203H133ZM139 202H140V200H139ZM143 202V201H142ZM145 202V201H144ZM178 202V201H177ZM180 202V201H179ZM207 202L209 203V200H207ZM3 202H1V204H2ZM7 203V202H6ZM15 203V202H14ZM44 203V204H45ZM63 203V202H62ZM65 203V202H64ZM100 203V202H99ZM125 203V202H124ZM127 203V202H126ZM136 203H138V202H136ZM194 203H195V200H194ZM196 203H197V201H196ZM199 203V202H198ZM206 203V202H205ZM204 203V204H205ZM1 204H0V208H1ZM98 204V203H97ZM96 204V205H97ZM105 204V203H104ZM123 204V203H122ZM122 204H121V207H123L122 206ZM148 204V203H147ZM147 204H146V206H147ZM182 204H183V202H182ZM181 204V205H182ZM184 204H186L187 205V203H184ZM207 204V203H206ZM255 204V203H254ZM261 204H263V203H261ZM14 205V204H13ZM23 205V204H22ZM54 205V204H53ZM56 205V204H55ZM74 205H72V206H74ZM100 205V204H99ZM141 205H142V203H141ZM144 205V204H143ZM159 205H160V202H159ZM173 205V204H172ZM185 205V207H187ZM198 205V204H197ZM45 206V205H44ZM57 206V205H56ZM93 206V205H92ZM108 206V205H107ZM110 206H112V205H110ZM146 206H144V207H146ZM200 206H202V204L200 205ZM208 206V205H207ZM228 206V207H227ZM251 206V205H250ZM24 207H25V205H24ZM50 207V206H49ZM75 207L73 208V209H75ZM94 207V206H93ZM95 207H99V206H95ZM102 207H105V205H103ZM109 207V206H108ZM144 207H143V209H144ZM175 207V206H174ZM254 207V206H253ZM16 208H18L17 206H16ZM38 208V207H37ZM59 208V207H58ZM62 208H63V206H62ZM72 208V207H71ZM99 208H101V206L99 207ZM124 208H125V205H124ZM188 208V207H187ZM202 208V207H201ZM229 208V209H230ZM252 208V207H251ZM2 210H3V208H1ZM55 209H57V207L55 208ZM75 209V210H76ZM94 209V208H93ZM106 209V208H105ZM183 209V208H182ZM189 209V208H188ZM197 209V208H196ZM199 209V208H198ZM203 209L204 208H202L200 211L202 212L203 211ZM250 208H248V210H249ZM6 210V208L4 207V211ZM19 210H20V208H19ZM25 210V209H24ZM23 210V211H24ZM27 210V209H26ZM58 210V209H57ZM70 210V209H69ZM116 210V209H115ZM195 212H196V210L195 209H193ZM192 210V211H193ZM208 210V209H207ZM30 211H32V210H30ZM54 211L55 210H53V213H54ZM108 211V210H107ZM114 211V210H113ZM117 211V210H116ZM126 211V210H125ZM124 211V212H125ZM135 211V210H134ZM244 211H246L247 212V210H244ZM251 211H253V209L251 210ZM250 210H249V213L251 212ZM6 212V211H5ZM16 212V211H15ZM22 212V211H21ZM60 212V211H59ZM71 212V211H70ZM98 211H96V213H97ZM100 212V211H99ZM130 212V211H129ZM186 212V211H185ZM201 212H199V213H201ZM205 212V211H204ZM255 212V211H254ZM256 212H258V211H256ZM4 213V212H3ZM24 213V212H23ZM47 213H49L50 214V212H47ZM95 213V212H94ZM181 213V212H180ZM188 213V212H187ZM19 214V213H18ZM24 214H27V213H24ZM74 214V213H73ZM84 214V215H83ZM93 214V213H92ZM104 214V213H103ZM107 214V213H106ZM189 214V213H188ZM205 214V213H204ZM204 214L202 215V216H204ZM206 214L207 215H209L208 214V212H206ZM250 214H252V213H250ZM254 214V213H253ZM257 214V213H256ZM260 214V213H259ZM23 215V214H22ZM55 215V214H54ZM58 215V214H57ZM56 215V216H57ZM61 215H62V213H61ZM75 215V214H74ZM97 215V214H96ZM95 215V216H96ZM102 215V214H101ZM109 215H110V213H109ZM123 215V214H122ZM183 215V214H182ZM249 215V214H248ZM255 215V214H254ZM261 215V214H260ZM68 216V215H67ZM90 216H88V218L90 217ZM94 216V217H95ZM104 216V215H103ZM105 216H107V215H105ZM105 216H104V219H105ZM116 217H117V215H115ZM119 216V215H118ZM121 216V215H120ZM126 216V215H125ZM178 216V215H177ZM199 216H201L200 214H199ZM259 216V215H258ZM264 216V215H263ZM20 217V216H19ZM26 217V216H25ZM27 219H31V215L29 214V212H28V214H27ZM35 217V216H34ZM93 217V218H94ZM97 217H98V215H97ZM158 217V216H157ZM179 217H180V214H179ZM178 217V218H179ZM0 218H1V216H0ZM3 218H4V216H3ZM78 218V217H77ZM99 218V217H98ZM125 218V217H124ZM165 218V217H164ZM180 218H183V217H180ZM214 218H217V217H214ZM24 219V218H23ZM26 219V218H25ZM51 219V218H50ZM54 219H56V217L54 216ZM86 219H87V217H86ZM90 219V218H89ZM96 219V218H95ZM100 219H102L101 217H100ZM106 219H109L108 217H106ZM112 219H113V215H112ZM117 219H118V217H117ZM120 219V218H119ZM118 219V220H119ZM176 219V218H175ZM189 219V218H188ZM262 219H263V217H262ZM3 220V219H2ZM8 220V219H7ZM36 220V219H35ZM39 220V219H38ZM88 220V219H87ZM122 220H124V219H122ZM177 220H179V219H177ZM180 220H182V219H180ZM187 220V219H186ZM206 220H208V219H206ZM220 220V219H219ZM5 221V220H4ZM15 221V220H14ZM25 221V220H24ZM27 221V220H26ZM28 221H30V220H28ZM51 221H53V220H51ZM85 221V220H84ZM96 221H97V219H96ZM106 222H107V220H105ZM110 221H111V219H110ZM114 220H112V222H113ZM117 221V220H116ZM116 221H115V223H116ZM121 221V220H120ZM126 221V220H125ZM163 221V220H162ZM193 221V220H192ZM195 221V220H194ZM200 221V220H199ZM198 221V222H199ZM203 221V220H202ZM204 221H205V219H204ZM234 221V220H233ZM264 221V220H263ZM3 222V221H2ZM31 222V221H30ZM68 222H71V221H68ZM74 222H76V221H74ZM73 222V223H74ZM93 222V221H92ZM95 222V221H94ZM127 222V221H126ZM126 222H124V223H126ZM131 222V221H130ZM130 222H128V224H130ZM182 222H184V221H182ZM198 222H196L197 224H198ZM208 221H206V223H207ZM232 222V221H231ZM38 223V222H37ZM40 223V222H39ZM51 223V222H50ZM100 221H99V225H100ZM109 223V222H108ZM114 223V224H115ZM134 223V222H133ZM133 223H132V225H133ZM179 223V222H178ZM190 223V222H189ZM195 223V222H194ZM195 223V224H196ZM202 223V222H201ZM214 223H215V221H214ZM230 223V222H229ZM239 223V222H238ZM25 224V223H24ZM23 224V225H24ZM28 224L30 225V223L28 222ZM47 224V223H46ZM83 224H85V223H83ZM98 224V223H97ZM103 224V223H102ZM117 224V223H116ZM122 224H123V222H122ZM127 224V225H128ZM232 224H235V221H234V223H232ZM26 225V224H25ZM37 225V224H36ZM51 225V224H50ZM65 225V224H64ZM96 225V224H95ZM103 225H105V224H103ZM102 225V226H103ZM109 225V224H108ZM107 224L105 225V226H108ZM125 225V224H124ZM131 225V224H130ZM200 225V224H199ZM199 225H197V226H199ZM204 225H205V223H204ZM217 225V224H216ZM215 225V226H216ZM236 225V224H235ZM239 225V224H238ZM34 226V225H33ZM32 226V227H33ZM84 226V225H83ZM94 225H93V223H92V227H93ZM116 226V225H115ZM190 226H192V223L190 224ZM207 226V225H206ZM209 226V225H208ZM210 226H211V224H210ZM209 226V227H210ZM214 226V227H215ZM2 227H3V224L0 222V228L2 229ZM23 227V226H22ZM50 227V226H49ZM48 227V228H49ZM52 227V226H51ZM63 227V226H62ZM100 227H101V225H100ZM99 227V228H100ZM112 227V226H111ZM117 227V226H116ZM119 227V226H118ZM117 227V228H118ZM121 227V226H120ZM132 227V226H131ZM182 227H184V225L182 226ZM194 226H192V228H193ZM196 227V226H195ZM25 228H27V225H26V227ZM53 228V227H52ZM64 228V227H63ZM67 228V227H66ZM77 228V227H76ZM123 228V227H122ZM136 228V227H135ZM145 228V227H144ZM188 228V227H187ZM197 228V227H196ZM199 228V227H198ZM202 228V227H201ZM31 229V228H30ZM62 229V228H61ZM72 229V228H71ZM71 229H70V231H71ZM75 229V228H74ZM79 229V228H78ZM93 229V228H92ZM101 229V228H100ZM110 229V228H109ZM112 229H113V227H112ZM116 229V228H115ZM127 229V227L125 228V230ZM132 229H134V228H132ZM174 229V228H173ZM195 229V228H194ZM212 229H214V228H212ZM234 228H232L231 230H233ZM242 229V228H241ZM241 229H239V230H241ZM21 230V229H20ZM46 230V229H45ZM57 230H59V229H57ZM104 230V229H103ZM117 230V229H116ZM120 230V229H119ZM122 230V229H121ZM124 230V229H123ZM130 230V229H129ZM128 230V231H129ZM135 230V229H134ZM138 229H136V231H137ZM141 230V229H140ZM143 230V229H142ZM191 230H193V229H191ZM205 230L207 231V229L205 228ZM204 230V231H205ZM209 230L210 229H208V232H209ZM23 231V230H22ZM28 231V230H27ZM65 230L63 229V232H64ZM74 231V230H73ZM73 231H71V232H73ZM102 231V230H101ZM115 231V230H114ZM118 231V230H117ZM116 231V232H117ZM133 231V230H132ZM131 231V233H135V232H132ZM177 231V230H176ZM183 231H184V228H183ZM182 231V232H183ZM200 231V230H199ZM203 231V230H202ZM203 231V232H204ZM237 231H238V229H237ZM245 231H243L244 233H245ZM3 232V231H2ZM30 232V231H29ZM52 232V231H51ZM54 232V231H53ZM66 232V231H65ZM68 232V231H67ZM98 232H99V230H98ZM125 232V231H124ZM130 232V231H129ZM138 232V231H137ZM145 231H142L141 233H144ZM173 232V231H172ZM178 232V231H177ZM181 232V231H180ZM235 232V231H234ZM239 232H241V231H239ZM25 233V232H24ZM45 233H46V231H45ZM56 233V232H55ZM76 233H77V231H76ZM81 233V232H80ZM93 234H94V232H92ZM96 233V232H95ZM118 233H119V235L121 234L119 231H118ZM118 233H116L117 234V236H118V238H120V236L118 235ZM123 233V232H122ZM148 233V232H147ZM147 233H145V235L147 234ZM176 232H174L173 234H175ZM212 234V232H209V234ZM242 233V232H241ZM3 234V233H2ZM12 234V233H11ZM20 234H22V232H20ZM27 234H29V233H27ZM26 234V235H27ZM62 234V233H61ZM70 234V233H69ZM73 234V233H72ZM86 234V233H85ZM111 234V233H110ZM129 234V233H128ZM182 234V233H181ZM208 234V235H209ZM246 234V233H245ZM4 235V234H3ZM3 235H1V237L3 236ZM7 234H5V236H6ZM13 235V234H12ZM17 234H15V238L12 240V238H11V236H9L10 237V239H6L5 240V242H6V244H5V242H4V244L5 245H2V243H1V241H3V240H1L0 241V264H60V262L61 261H64L63 259H57L58 260V263H55V262H53L54 260H55V257H51L50 255H48V256H45V255H43L42 254V251L41 252H35V251H33L34 250V248H33V245H25L24 243V245H21L22 243H20V245L21 246H19L16 250H19L16 254H12V255H9V252H11V251H14V250H9V247L12 245V244H15V246H17V244H19V242L21 241V239L20 238H18L17 236H16ZM22 235H24L25 236V234H22ZM48 235V234H47ZM51 235H54V233L53 234H51ZM60 235V234H59ZM58 235V236H59ZM66 234L64 233V235H63V237L65 236ZM80 235V234H79ZM82 235V234H81ZM99 235V234H98ZM100 235H102V234H100ZM125 234H123L122 236H124ZM127 235V234H126ZM133 235H136V234H133ZM132 235V236H133ZM187 235V234H186ZM217 235V234H216ZM244 235V234H243ZM2 237V238H6V237ZM19 236V235H18ZM61 236V235H60ZM71 236H74V235H71ZM88 236V235H87ZM92 236V235H91ZM97 236V235H96ZM131 236V235H130ZM144 236V235H143ZM176 236H177V234H176ZM187 236H190V235H187ZM209 236H211V235H209ZM215 236V235H214ZM245 236V235H244ZM8 237V238H9ZM45 237H46V235H45ZM45 237H43V238H45ZM48 237V236H47ZM68 237L70 238V235H68ZM80 237V236H79ZM83 237H85V236H83ZM95 237V236H94ZM113 238V240H114V238H116V237H114V236H112ZM129 237V236H128ZM135 237V236H134ZM138 237V236H137ZM154 237V236H153ZM179 237V236H178ZM177 237V238H178ZM207 237V236H206ZM213 237V236H212ZM221 237V236H220ZM249 237V238H250ZM24 238V237H23ZM58 238V237H57ZM56 238V240H55V243L54 244H56L57 246H59L58 245V241L60 242V239L58 238L57 239ZM62 238V237H61ZM69 238H68V241H69ZM87 238V237H86ZM89 239L91 238V239H93L92 237H88ZM103 238V237H102ZM118 238H117V240H118ZM122 238V237H121ZM131 238V237H130ZM133 238V237H132ZM160 238V237H159ZM174 238V237H173ZM176 238V237H175ZM177 238H176V240H177ZM182 238H183V236H182ZM188 238H191V237H188ZM248 238V237H247ZM26 239V238H25ZM73 239V238H72ZM82 239V238H81ZM100 239V238H99ZM129 239V238H128ZM154 239V238H153ZM171 239V238H170ZM181 239V238H180ZM185 239V238H184ZM201 239V238H200ZM205 239V238H204ZM217 239H219V238H215V241L217 240ZM223 239V238H222ZM8 240H9V242H8ZM48 240V239H47ZM78 240H79V238H78ZM85 240V239H84ZM97 240V239H96ZM95 240V241H96ZM104 240V239H103ZM102 240V241H103ZM116 240V239H115ZM155 241H156V238L154 239ZM197 240V239H196ZM206 240V239H205ZM220 240V239H219ZM246 240V239H245ZM250 240V239H249ZM27 241V240H26ZM26 241H25V243H26ZM31 241H32V239H31ZM40 241H42V240H40ZM82 241V240H81ZM81 241H77V242H80L81 243ZM92 241V240H91ZM90 240L88 241V242H91ZM105 241V240H104ZM131 241V240H130ZM132 241H134V240H132ZM178 241H180V240H178ZM181 241H185V240H181ZM180 241V242H181ZM198 241L199 240H197V243H198ZM206 241H208V238H207V240ZM247 241V240H246ZM49 242V241H48ZM50 242H51V240H50ZM61 242H62V240H61ZM67 242V241H66ZM76 242V243H77ZM85 242V241H84ZM87 242V243H88ZM98 241H96V243H97ZM109 242V241H108ZM145 242V241H144ZM157 242V241H156ZM182 242V243H183ZM188 242V241H187ZM190 242V241H189ZM189 242H188V244H189ZM211 242V241H210ZM213 242V241H212ZM220 242H222V241H220ZM227 242V241H226ZM253 242V241H252ZM30 242H28V244H29ZM34 243V242H33ZM53 243V242H52ZM62 243H64V241L62 242ZM61 243V244H62ZM131 243V242H130ZM138 243H140V242H138ZM160 243V242H159ZM178 242H175V244H177ZM219 243V242H218ZM217 243V245H219ZM106 244V242L104 243V242H99V244H98V246L97 247H102V248H104V245ZM109 244H111V243H109ZM144 244V243H143ZM146 244V243H145ZM151 244V243H150ZM153 244V243H152ZM151 244V245H152ZM155 244V243H154ZM181 244V243H180ZM184 244V243H183ZM182 244V245H183ZM223 244H225V243H223L222 242V245L221 246H223ZM229 244V243H228ZM230 244H232L233 245V243H230ZM249 244V243H248ZM63 245V244H62ZM87 245V244H86ZM93 245H95V244H93ZM107 245V244H106ZM106 245H105V247H106ZM147 245V244H146ZM181 245V246H182ZM191 245V244H190ZM196 245V244H195ZM195 245L193 246V247H195ZM215 245V244H214ZM9 246V247H8ZM32 247V250L31 251H33V253L31 254V255H29L28 257H26V253L28 252V254L30 253L29 252V250H24V251H20L21 249H28L29 247ZM56 246V247H57ZM81 246H82V244H81ZM88 246V245H87ZM86 246V247H87ZM90 246H92V245H90ZM201 246V245H200ZM199 246V247H200ZM227 246V245H226ZM226 246H225V248H226ZM231 246V245H230ZM36 247V246H35ZM61 247V246H60ZM83 247V246H82ZM109 247H110V245H109ZM113 247V246H112ZM146 247V246H145ZM148 247V246H147ZM151 247H154V246H151ZM192 247V246H191ZM190 247V248H191ZM192 247V248H193ZM220 247V246H219ZM218 247V248H219ZM224 247V246H223ZM229 247V246H228ZM228 247H227V249H228ZM237 247V246H236ZM245 247V246H244ZM249 247V246H248ZM8 248V249H7ZM15 248V247H14ZM59 248V247H58ZM62 248H64V249H66L64 246L63 247H61V249ZM85 248V247H84ZM89 248V247H88ZM107 248H108V246H107ZM111 248V247H110ZM116 248V247H115ZM120 249H121V247H119ZM149 248V247H148ZM155 248V247H154ZM153 248V249H154ZM180 248H182V247H180ZM186 248V247H185ZM191 248V249H192ZM204 249H205V247H203ZM202 248V249H203ZM221 248V247H220ZM231 248V247H230ZM239 248V247H238ZM38 249V248H37ZM36 249V250H37ZM93 249V252H94V248H92ZM99 249V248H98ZM120 249H119V251H120ZM123 249V248H122ZM121 249V250H122ZM184 249V248H183ZM190 249V250H191ZM198 249V248H197ZM227 249H226V251H227ZM236 249V248H235ZM234 249V250H235ZM240 249V248H239ZM89 250H91V249H89ZM101 250V249H100ZM104 250V249H103ZM110 252L111 251H113V253L114 254H117V252L115 251V250H113V249H108ZM108 250H106L105 252H107ZM117 250V249H116ZM129 251V249H126L125 251L127 252V257L126 258H128V256H132L133 255V253H131V252H128ZM155 250H156V248H155ZM172 250V249H171ZM219 250V249H218ZM237 250V249H236ZM252 250V249H251ZM250 250V251H251ZM263 250H264V248H263ZM45 251V250H44ZM123 251H124V249H123ZM157 251V250H156ZM155 251V252H156ZM221 251H223L222 249H221ZM238 251V250H237ZM259 252L261 251V250H258ZM24 252H26V253H24ZM88 252V251H87ZM90 252V251H89ZM92 252V251H91ZM137 252V251H136ZM139 252V251H138ZM154 252V251H153ZM224 252V251H223ZM230 252V251H229ZM229 252H227V253H229ZM233 251H231L230 252V255H229V257L231 256V255H235V254H233L232 253ZM235 252V251H234ZM240 253H241V251H239ZM44 253H47V251L46 252H44ZM96 253V252H95ZM121 253V252H120ZM160 253V252H159ZM179 253H181V252H179ZM201 253H202V251H201ZM198 250H196V249H194L193 251H192V254H193V257H195V259L197 258L198 260H199V263L201 262V263H203V262H206V261H204L205 260V258L203 257V256H205V255H203V253L201 254ZM209 253H211V252H209ZM216 253V252H215ZM219 253H220V251H219ZM226 253V255L228 256V254ZM238 253V252H237ZM242 253H243V251H242ZM245 253V252H244ZM48 254V253H47ZM92 254V253H91ZM109 254V253H108ZM119 254V253H118ZM117 254V255H118ZM142 254H144V253H142ZM212 255H214L213 253H211ZM217 254V253H216ZM259 255H260V253H258ZM258 254H256V255H258ZM75 255V254H74ZM96 255V254H95ZM99 255L100 254H98V256L97 257H99ZM113 255V254H112ZM111 255V256H112ZM122 255V254H121ZM124 255V254H123ZM122 255V256H123ZM145 255V254H144ZM163 255V254H162ZM237 255V254H236ZM241 255V254H240ZM239 254H238V256L237 257H239L240 256ZM244 255V254H243ZM254 255V254H253ZM258 255V256H259ZM92 256V255H91ZM120 256V255H119ZM118 256V257H119ZM122 256H120V257H122ZM146 256V255H145ZM182 256H183V254H182ZM211 256V255H210ZM219 256V255H218ZM227 256H225V257H227ZM262 256V255H261ZM61 257V256H60ZM70 257V256H69ZM96 256H94V258H95ZM101 258H104V256H100ZM113 257V256H112ZM115 257L117 258V256L115 255ZM125 257V256H124ZM140 257V256H139ZM165 257H167V256H165ZM178 257V256H177ZM184 257V256H183ZM192 257V258H193ZM216 257V256H215ZM219 257H222L221 256V254H220V256ZM218 257V258H219ZM235 257V256H234ZM242 257V256H241ZM244 257V256H243ZM255 257V256H254ZM57 258V257H56ZM59 258V257H58ZM63 258V257H62ZM77 258V257H76ZM114 258V257H113ZM113 258H112V260H113ZM115 258V259H116ZM126 258H124V260H127ZM130 258V257H129ZM132 258H134L133 260H135V264H151L150 262H147L146 261V259L144 260V261H146V262H144L143 260H141V259H138L136 256H134L133 255V257ZM141 258V257H140ZM145 258V257H144ZM148 258V257H147ZM171 258V257H170ZM173 258H176V257H173ZM233 258V257H232ZM231 258V259H232ZM105 259L107 260V258H106V256H105ZM164 259V258H163ZM167 259V258H166ZM215 259V258H214ZM220 259V258H219ZM222 259H224V258H222ZM231 259L228 261V262H230L231 261ZM235 259V258H234ZM234 259H233V261H234ZM239 259V258H238ZM237 259V260H238ZM241 259H243V258H241ZM256 259V258H255ZM57 260H55V261H57ZM65 260H67V259H65ZM71 260V259H70ZM76 260V259H75ZM92 260V259H91ZM93 260H95V259H93ZM112 260H110V258H109V261L111 262ZM120 260H123V257H122V259H120ZM123 260V261H124ZM131 260V259H130ZM129 260V261H130ZM148 260H149V258H148ZM179 260H180V258H179ZM198 260H196V261H198ZM210 260H211V258H210ZM218 260V259H217ZM228 260V259H227ZM236 260V261H237ZM243 260H245V259H243ZM259 260V259H258ZM77 261V260H76ZM81 260H79V262H80ZM90 261V260H89ZM99 261V260H98ZM108 261V260H107ZM117 260H115L114 262H116ZM150 261H151V259H150ZM186 261V260H185ZM195 261V260H194ZM67 262H69V261H67ZM66 262V263H67ZM71 262V261H70ZM73 262H74V260H73ZM91 262V261H90ZM92 262H95V261H92ZM113 262V261H112ZM133 262V261H132ZM155 262V261H154ZM178 262V261H177ZM238 262V261H237ZM241 263H242V261H240ZM245 262H246V260H245ZM244 261H243V263H245ZM249 262V261H248ZM252 262L253 261H251V264H252ZM64 263V262H63ZM84 263V262H83ZM102 263H104V262H102ZM117 263V262H116ZM119 264L121 263V262H118ZM126 263H129L128 262V260H127V262ZM209 263V262H208ZM207 263V264H208ZM210 263H212V262H210ZM209 263V264H210ZM216 263H218V262H216ZM233 263V262H232ZM236 263V262H235ZM235 263H233V264H235ZM241 263H239V264H241ZM242 263V264H243ZM65 264V263H64ZM82 264V263H81ZM88 264V263H87ZM90 264H92V263H90ZM98 264V263H97ZM123 264V263H122ZM133 264H134V262H133ZM206 264V263H205ZM215 264V263H214Z\"/></svg>",
	"mask_w": 264,
	"mask_h": 264
},
{
	"label": "snow or ice",
	"instance_id": "6c2138e0",
	"mask_svg": "<svg viewBox=\"0 0 264 264\" xmlns=\"http://www.w3.org/2000/svg\"><path fill=\"white\" fill-rule=\"evenodd\" d=\"M124 38H126V37H124ZM262 231H264V229H262Z\"/></svg>",
	"mask_w": 264,
	"mask_h": 264
}]
</instances>
